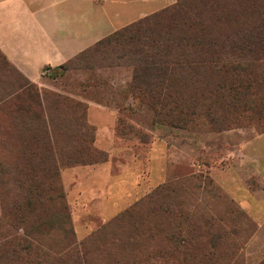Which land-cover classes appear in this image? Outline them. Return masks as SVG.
Returning <instances> with one entry per match:
<instances>
[{"label":"rangeland","instance_id":"374dc122","mask_svg":"<svg viewBox=\"0 0 264 264\" xmlns=\"http://www.w3.org/2000/svg\"><path fill=\"white\" fill-rule=\"evenodd\" d=\"M48 1L61 2L53 12L79 15V29L73 21L66 24L49 64L41 66L38 57L23 56L20 61L27 67L21 72L5 58L43 97L67 101L63 117L57 108L49 111L65 123L52 128L60 151L54 165L73 231L65 243L78 245L107 228L98 243L114 242L121 260L158 264L156 250L166 248L173 234L175 244L185 246L175 255L177 264H264V105L258 103L254 111L238 103L232 108L228 101L233 95L224 93L220 101L228 102V110H218L215 95H210L205 108L209 113L199 111L187 124H173L134 97L132 69L114 66L110 55L88 68L59 67L176 0H72L79 4L75 10L68 0ZM93 1L100 7H91ZM249 1L257 10L240 2L238 22L213 26L227 32L256 27L264 34V1ZM256 57L248 72L258 83L250 84L264 98V52ZM22 82L0 57V90ZM180 84L183 97L190 96V83ZM215 84L208 83L209 89ZM230 84L237 83L224 86ZM41 115L45 118L46 112ZM25 117L0 107V223L15 232H20L15 214L25 195L26 176L46 158L47 126L35 120L27 124ZM78 117L93 130L91 138L76 125ZM90 145L105 161L92 163L97 159L93 154L82 157L86 165H79V155ZM67 156L74 159L70 167ZM41 232L45 235L46 228ZM62 239L61 229H55L53 242ZM0 264L21 263L2 256Z\"/></svg>","mask_w":264,"mask_h":264},{"label":"trees","instance_id":"16d2710c","mask_svg":"<svg viewBox=\"0 0 264 264\" xmlns=\"http://www.w3.org/2000/svg\"><path fill=\"white\" fill-rule=\"evenodd\" d=\"M240 2H247V9H256L249 0H176L173 6L113 32L59 68L69 70L74 65H79V69L88 68L97 58L104 60L110 55L109 58L116 60L114 66L125 65L132 69L130 88L134 97L144 100L173 124H187L199 111L209 113L205 108L210 95H215L218 110H228L227 103L230 102L232 108L238 103L240 107L254 111L258 103L264 105V98L258 96L255 86L250 84L258 81L252 79L248 71L249 65L258 60L257 54L264 52V34L256 27L227 32L224 27L213 26L217 22H238ZM0 57L23 81L0 90L1 109L23 113L27 124L35 120L48 130L44 129L45 162L27 174L24 198L17 203L15 220L20 232L0 223V259L10 257L21 264H145L121 260V252H117L114 242L99 244L98 239L104 236L107 228L98 230L78 245L65 243L73 231L54 165V156H60V151L54 145L52 131L58 122L61 127H65V123L63 118L50 117L49 111L57 108L56 114L63 117L67 101L59 96L49 101L9 65L1 52ZM180 83H190L191 95H184L187 99L180 93L184 87ZM208 83L219 84L211 90ZM224 83L237 84H230L227 89ZM224 93L233 95L228 102L220 101ZM74 107L83 112L79 104ZM42 112H46L45 118ZM76 125L83 130L86 139L91 138L93 130L82 117H78ZM30 130H33L32 126ZM31 134L34 138V132ZM81 153L79 165H86L82 157L93 154L97 159L92 163L105 161L91 145ZM66 158V167H70L74 159ZM3 170L1 166L0 172ZM20 184L23 185V181ZM42 226L47 230L45 235L41 232ZM55 229H61L63 238L57 243L53 242ZM167 244L166 248L155 249L158 264H177L175 255L185 246L176 245L173 234L167 237ZM43 247L55 255L44 252Z\"/></svg>","mask_w":264,"mask_h":264},{"label":"crops","instance_id":"0c3cea01","mask_svg":"<svg viewBox=\"0 0 264 264\" xmlns=\"http://www.w3.org/2000/svg\"><path fill=\"white\" fill-rule=\"evenodd\" d=\"M60 3L0 0V51L19 71L24 72L27 67L20 61L23 56L38 57L41 66L49 64V56L59 51V39L65 37L61 33H65L68 22L73 21L79 29V15L71 17L58 9L53 12L52 8L59 7ZM67 5L73 10L79 6L72 0ZM93 5L100 7L95 1Z\"/></svg>","mask_w":264,"mask_h":264}]
</instances>
